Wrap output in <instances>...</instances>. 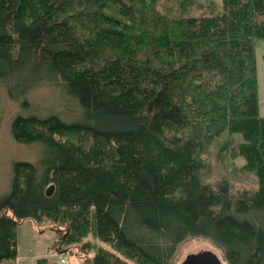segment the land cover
<instances>
[{"label": "trees", "instance_id": "1", "mask_svg": "<svg viewBox=\"0 0 264 264\" xmlns=\"http://www.w3.org/2000/svg\"><path fill=\"white\" fill-rule=\"evenodd\" d=\"M175 1L184 9L170 16L157 0H0L9 97L25 109L23 95L51 83L80 111L12 116L13 141L40 148L34 163L11 164L0 261L15 257V228L31 220L50 224L58 252L84 236L114 251L90 244L81 264H169L194 237L218 245L227 264H264L252 46L264 39V0H221V10L208 3L199 13L198 0ZM68 133L74 141L61 138ZM214 142L244 157L254 189L231 194L225 180L205 181Z\"/></svg>", "mask_w": 264, "mask_h": 264}, {"label": "rangeland", "instance_id": "2", "mask_svg": "<svg viewBox=\"0 0 264 264\" xmlns=\"http://www.w3.org/2000/svg\"><path fill=\"white\" fill-rule=\"evenodd\" d=\"M176 3L175 0H157V9L161 13L172 16V14H177L180 9L181 12L184 9L185 3L178 2L177 5ZM208 3H212L218 10L222 9L221 0H198V4L202 7L198 8L195 13L206 10ZM252 46L258 115L264 116V39L253 38ZM12 81L0 78V196L8 190L12 162L27 160L34 163L38 148H40L38 144H21L13 141L10 135L12 116L22 114L43 117L55 114L64 120H71L80 115L75 102L66 97L59 85L51 83H44L27 91L23 95L27 99V108L21 109L17 99L10 98L6 90ZM18 98L21 99V97ZM226 137V134L220 135L217 142L224 141ZM61 138L67 142L74 141L75 134H62ZM237 141L238 137L234 136L233 142ZM217 142H214L205 154L208 161V164L203 166L202 174L205 181L215 187L219 182L225 180L231 194L236 191L254 189L257 185L255 175L241 168L244 157L236 152V148H230V150L217 148ZM57 228L62 230V227ZM56 239L57 233L55 234V231L50 228V224L36 225L31 220H23L15 228V257L3 259L0 264H81L82 258L91 254L90 244L112 251L106 244L93 242L90 237L84 236L79 237L73 244H65L64 249L62 248L63 250L58 252L53 245ZM201 250L214 252L223 264H227L221 248L201 237L189 238L179 243L169 264H180L187 254ZM120 258L123 257L120 256ZM126 261L133 264L129 260Z\"/></svg>", "mask_w": 264, "mask_h": 264}, {"label": "water", "instance_id": "3", "mask_svg": "<svg viewBox=\"0 0 264 264\" xmlns=\"http://www.w3.org/2000/svg\"><path fill=\"white\" fill-rule=\"evenodd\" d=\"M52 185L48 184L45 190L46 195H49ZM180 264H223L220 258L210 250H201L195 253L187 254Z\"/></svg>", "mask_w": 264, "mask_h": 264}, {"label": "built area", "instance_id": "4", "mask_svg": "<svg viewBox=\"0 0 264 264\" xmlns=\"http://www.w3.org/2000/svg\"><path fill=\"white\" fill-rule=\"evenodd\" d=\"M60 262H62V260H60Z\"/></svg>", "mask_w": 264, "mask_h": 264}]
</instances>
